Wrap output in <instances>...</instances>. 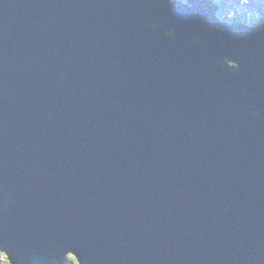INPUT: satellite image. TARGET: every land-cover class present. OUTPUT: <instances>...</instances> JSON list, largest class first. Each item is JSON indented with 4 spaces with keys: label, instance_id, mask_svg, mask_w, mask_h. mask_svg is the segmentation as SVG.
Listing matches in <instances>:
<instances>
[{
    "label": "water",
    "instance_id": "1",
    "mask_svg": "<svg viewBox=\"0 0 264 264\" xmlns=\"http://www.w3.org/2000/svg\"><path fill=\"white\" fill-rule=\"evenodd\" d=\"M188 1L0 0L11 262L264 264V23Z\"/></svg>",
    "mask_w": 264,
    "mask_h": 264
},
{
    "label": "rangeland",
    "instance_id": "2",
    "mask_svg": "<svg viewBox=\"0 0 264 264\" xmlns=\"http://www.w3.org/2000/svg\"><path fill=\"white\" fill-rule=\"evenodd\" d=\"M178 1V0H172ZM182 2H187L188 0H181ZM218 3L219 9H222L223 13L222 16H232V18H240L239 22L241 21L244 23H251V25L260 24V21L264 18V0H216ZM190 4V2L188 3ZM245 16L244 19L242 15ZM261 15V16H260ZM260 16V17H259ZM218 18V17H217ZM220 21V18H218ZM7 254L4 252H0V264H12L9 262L8 258H6ZM75 261L74 264H79V261L76 258H73Z\"/></svg>",
    "mask_w": 264,
    "mask_h": 264
},
{
    "label": "bare ground",
    "instance_id": "3",
    "mask_svg": "<svg viewBox=\"0 0 264 264\" xmlns=\"http://www.w3.org/2000/svg\"><path fill=\"white\" fill-rule=\"evenodd\" d=\"M178 1L182 2L181 0H178ZM209 1H211V2L214 1V2H213L214 4H216V5L218 4L216 0H209ZM234 1L237 2V0H234ZM182 3H184V4L187 5L188 7H192V6H194L193 3L188 4V3H185L184 1H183ZM218 6H219V5H218ZM218 6H217V7H218ZM253 26H254V25H253ZM222 61H223V60H222ZM77 258L79 259L78 255H77Z\"/></svg>",
    "mask_w": 264,
    "mask_h": 264
},
{
    "label": "clouds",
    "instance_id": "4",
    "mask_svg": "<svg viewBox=\"0 0 264 264\" xmlns=\"http://www.w3.org/2000/svg\"><path fill=\"white\" fill-rule=\"evenodd\" d=\"M6 257H9V256H6ZM9 260V259H8ZM9 262H11L10 260H9ZM12 264H16V263H13V262H11Z\"/></svg>",
    "mask_w": 264,
    "mask_h": 264
},
{
    "label": "trees",
    "instance_id": "5",
    "mask_svg": "<svg viewBox=\"0 0 264 264\" xmlns=\"http://www.w3.org/2000/svg\"><path fill=\"white\" fill-rule=\"evenodd\" d=\"M212 2H214V1H212ZM217 6H218V4H217ZM241 22V21H240ZM244 24H246L245 22H244ZM233 66V65H232Z\"/></svg>",
    "mask_w": 264,
    "mask_h": 264
},
{
    "label": "flooded vegetation",
    "instance_id": "6",
    "mask_svg": "<svg viewBox=\"0 0 264 264\" xmlns=\"http://www.w3.org/2000/svg\"><path fill=\"white\" fill-rule=\"evenodd\" d=\"M185 3H187V2H185ZM188 3H189V1H188ZM77 259H78V258H77ZM77 259H76V260H77Z\"/></svg>",
    "mask_w": 264,
    "mask_h": 264
}]
</instances>
